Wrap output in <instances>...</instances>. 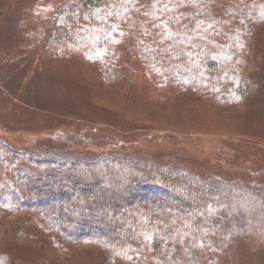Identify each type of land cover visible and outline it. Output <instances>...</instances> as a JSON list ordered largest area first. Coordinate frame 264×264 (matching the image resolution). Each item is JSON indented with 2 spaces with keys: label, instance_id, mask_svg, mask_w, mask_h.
<instances>
[{
  "label": "trees",
  "instance_id": "1",
  "mask_svg": "<svg viewBox=\"0 0 264 264\" xmlns=\"http://www.w3.org/2000/svg\"><path fill=\"white\" fill-rule=\"evenodd\" d=\"M27 13L20 27L31 42L86 56L109 84L134 87L147 74L143 64L148 79L170 75L217 103L242 106L255 90L247 70L264 0H45ZM131 29L135 37L120 53ZM98 142L86 152L43 145L28 153L0 138V189L23 191L27 203L16 204L40 214L42 232L80 253H100L103 264L136 254L150 264H216L212 252L230 249V187ZM156 186L172 190L169 198Z\"/></svg>",
  "mask_w": 264,
  "mask_h": 264
},
{
  "label": "rangeland",
  "instance_id": "2",
  "mask_svg": "<svg viewBox=\"0 0 264 264\" xmlns=\"http://www.w3.org/2000/svg\"><path fill=\"white\" fill-rule=\"evenodd\" d=\"M44 1L0 0V138L28 153L43 145L92 151L89 146L108 141L107 149L144 153L153 165L170 162L172 171L203 178L204 185H227L233 194L228 226L235 231L230 249L212 252L213 262L264 264V20L247 70L255 90L237 106L202 96L198 86L186 90L170 75L152 81L143 64L147 74L134 87L109 84L86 56L64 46L47 49L44 39L34 44L20 20ZM129 31L120 53L135 37ZM165 189L156 186L155 193L168 199L172 190ZM20 194L0 189V264H103L100 253H80L63 236L42 232L40 214L16 204L27 203ZM131 261L122 264L151 259L136 254Z\"/></svg>",
  "mask_w": 264,
  "mask_h": 264
}]
</instances>
